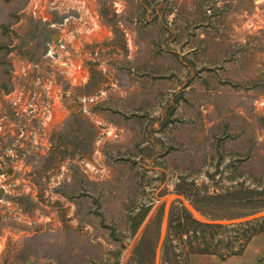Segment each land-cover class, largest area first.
<instances>
[{
    "label": "rangeland",
    "instance_id": "1",
    "mask_svg": "<svg viewBox=\"0 0 264 264\" xmlns=\"http://www.w3.org/2000/svg\"><path fill=\"white\" fill-rule=\"evenodd\" d=\"M32 2L0 0V264H264V0Z\"/></svg>",
    "mask_w": 264,
    "mask_h": 264
},
{
    "label": "built area",
    "instance_id": "2",
    "mask_svg": "<svg viewBox=\"0 0 264 264\" xmlns=\"http://www.w3.org/2000/svg\"><path fill=\"white\" fill-rule=\"evenodd\" d=\"M44 6L45 9H49L52 10V0H33L32 4H31V8H30V12L32 14V16L34 17H39L40 14V6ZM44 20H47V17H44ZM68 18H66L64 20L67 21ZM56 24L52 23L50 24V26H55ZM65 44L62 42L61 45L59 47H55L53 45H49L48 47V51H47V56L52 57V59H60L61 55L60 52H62V50H65ZM56 57V58H55Z\"/></svg>",
    "mask_w": 264,
    "mask_h": 264
},
{
    "label": "crops",
    "instance_id": "3",
    "mask_svg": "<svg viewBox=\"0 0 264 264\" xmlns=\"http://www.w3.org/2000/svg\"><path fill=\"white\" fill-rule=\"evenodd\" d=\"M79 26H80V24H77V26L76 27H78L79 28ZM78 30V29H77ZM79 31V30H78ZM83 68L86 70L87 69V67H85V66H83ZM88 71V70H87ZM89 97V100H91V101H94L95 100V98H96V95H90V96H88ZM96 119V121L98 122V123H100L101 125H105V127H106V132H107V134L109 135L110 134V136H111V138H114L115 136L116 137H118V135H119V133H120V131L118 130V128H116L117 126H114V125H112L110 122H109V124H108V122H105V121H103L101 118H95ZM108 124V125H107ZM121 136V135H120ZM241 255H239L238 257H234L233 256V258H231V259H238L236 262H238L239 263V261H241V259H242V257H244V256H242L241 258H239Z\"/></svg>",
    "mask_w": 264,
    "mask_h": 264
},
{
    "label": "trees",
    "instance_id": "4",
    "mask_svg": "<svg viewBox=\"0 0 264 264\" xmlns=\"http://www.w3.org/2000/svg\"><path fill=\"white\" fill-rule=\"evenodd\" d=\"M207 226L211 227V225H207ZM246 226H247V229L250 228V227H252V225H249V224H247ZM247 239H248V238H247ZM247 239H246V240H247ZM232 254H235V253L233 252Z\"/></svg>",
    "mask_w": 264,
    "mask_h": 264
},
{
    "label": "water",
    "instance_id": "5",
    "mask_svg": "<svg viewBox=\"0 0 264 264\" xmlns=\"http://www.w3.org/2000/svg\"><path fill=\"white\" fill-rule=\"evenodd\" d=\"M253 218H256V217H253ZM253 218H252V219H253ZM232 223H233V222H229L228 224H232Z\"/></svg>",
    "mask_w": 264,
    "mask_h": 264
}]
</instances>
